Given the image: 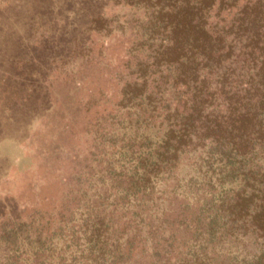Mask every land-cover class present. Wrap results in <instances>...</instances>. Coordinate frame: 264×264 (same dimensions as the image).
<instances>
[{"label": "trees", "instance_id": "1", "mask_svg": "<svg viewBox=\"0 0 264 264\" xmlns=\"http://www.w3.org/2000/svg\"><path fill=\"white\" fill-rule=\"evenodd\" d=\"M116 1L147 14L111 117L128 225L84 222L83 264H264V0Z\"/></svg>", "mask_w": 264, "mask_h": 264}, {"label": "rangeland", "instance_id": "2", "mask_svg": "<svg viewBox=\"0 0 264 264\" xmlns=\"http://www.w3.org/2000/svg\"><path fill=\"white\" fill-rule=\"evenodd\" d=\"M146 16L116 0H0V264H83L84 222L128 225L111 213L131 162L111 117Z\"/></svg>", "mask_w": 264, "mask_h": 264}]
</instances>
